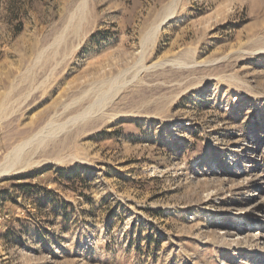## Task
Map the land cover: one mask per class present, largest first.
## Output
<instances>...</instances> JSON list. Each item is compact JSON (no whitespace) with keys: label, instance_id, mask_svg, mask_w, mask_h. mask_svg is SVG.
<instances>
[{"label":"rangeland","instance_id":"1","mask_svg":"<svg viewBox=\"0 0 264 264\" xmlns=\"http://www.w3.org/2000/svg\"><path fill=\"white\" fill-rule=\"evenodd\" d=\"M172 1L86 0L73 33L81 0H0V161L124 81L0 176V264H264V0H178L146 42Z\"/></svg>","mask_w":264,"mask_h":264},{"label":"bare ground","instance_id":"2","mask_svg":"<svg viewBox=\"0 0 264 264\" xmlns=\"http://www.w3.org/2000/svg\"><path fill=\"white\" fill-rule=\"evenodd\" d=\"M177 2H178V0H173L170 4L167 5V7L164 10V14L161 17V20L157 24H155L149 30V33L146 35V37H145L146 42L153 43L155 41V39L158 37V34H159L161 22L164 19L168 18L169 15L174 11V9L176 8ZM86 6H87L86 0H81V2L77 5V8L75 9V11L72 13L70 22L73 23V25L71 27L69 24V26L71 27L70 29L74 28L73 33L79 32L81 30V28L83 27L82 26L84 23L83 21L86 17ZM65 31L67 32V30H63L62 32H60L54 38L53 42L48 47H46V48H44L38 52V55L36 57V61L42 62L41 65H44L45 72L47 70H49L50 73L54 72L55 69H57L58 66H60L63 63V61H65L66 58H68L66 56H68L70 54V52L73 49H75V47L77 45V44L76 45L74 44L76 41L72 40L75 42L73 44H71L70 48H68V45L66 43L67 41H65L66 40ZM66 35H68V34H66ZM79 35L80 34H78L77 36H79ZM68 40H70V39H68ZM61 46H63V48ZM50 48H52V52H53L52 56L53 57H46V56L41 57L42 55H44V53L47 51V49H50ZM158 64H160V62ZM158 64L153 63L150 67H154ZM37 65H39V63ZM144 67H145V65H144ZM125 83H127V82H125ZM123 86H124V81H120L118 77L110 79V85H109L108 89L104 93H102V95L97 97V102L90 103L87 106H83L81 109H79L76 112V114L71 116L65 123L52 125L51 122H48L46 125L39 128L36 132H34L29 137H27V138L21 140L20 142L16 143L14 146H12L7 151V153L4 155L3 159L0 161V176L6 175V174L11 173V172H16L18 170H21L25 166L31 165L34 162H36L38 160V159L35 160L36 154L39 153V151H42L43 148L47 146L49 139L52 136L57 135V133L64 130L65 126L68 123H71V125H72L73 123H76L79 120L87 118L92 113L102 111L104 109V106L107 105V103L117 95V93L120 91V89ZM2 112H4V109L2 110ZM44 150H46V149H44ZM207 217L209 220L212 219V218L210 219V217H211L210 215H208ZM208 219H205V220H208Z\"/></svg>","mask_w":264,"mask_h":264},{"label":"trees","instance_id":"3","mask_svg":"<svg viewBox=\"0 0 264 264\" xmlns=\"http://www.w3.org/2000/svg\"><path fill=\"white\" fill-rule=\"evenodd\" d=\"M45 171H42V172H40V171H38V170H34L32 173H30V174H28V175H25V176H23V177H21V178H13L12 180H27L29 183L31 182L30 180L33 178V177H38V176H40V175H42L43 173H44ZM28 183V184H29ZM3 207V203H0V208H2Z\"/></svg>","mask_w":264,"mask_h":264}]
</instances>
